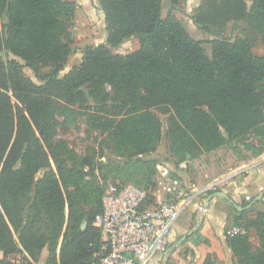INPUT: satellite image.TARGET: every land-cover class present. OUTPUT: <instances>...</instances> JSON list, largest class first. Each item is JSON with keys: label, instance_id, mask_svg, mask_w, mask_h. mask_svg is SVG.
<instances>
[{"label": "trees", "instance_id": "obj_1", "mask_svg": "<svg viewBox=\"0 0 264 264\" xmlns=\"http://www.w3.org/2000/svg\"><path fill=\"white\" fill-rule=\"evenodd\" d=\"M97 1L107 41L87 47L81 67L61 79L74 53L70 28L76 2L0 0V51H5L0 55V264H8L10 255L38 260L44 250L45 264H90L101 246L94 221L104 210L106 189L96 175L103 169L89 173L91 163L56 137L57 116L72 107L88 109L89 124L108 132L120 153L131 155L126 165L110 170L125 181L110 184L150 186V166L133 158L159 148L160 115L168 117L172 150L187 163L188 154L193 158L226 145L239 157L242 150L254 157L264 153V55L254 53L249 33L264 45V0H202L192 19L218 37L210 55L175 17L181 0H167L166 18L163 0ZM230 24L243 39L222 36ZM134 38L139 50L113 52ZM25 67L40 85L25 75ZM44 68L52 72L44 74ZM256 198L242 207L252 205L249 209L235 210L237 224L243 221L240 226L249 231L228 239L237 264H264V212L246 217L264 200ZM253 230L260 241L256 248ZM204 264H214L213 257Z\"/></svg>", "mask_w": 264, "mask_h": 264}, {"label": "rangeland", "instance_id": "obj_2", "mask_svg": "<svg viewBox=\"0 0 264 264\" xmlns=\"http://www.w3.org/2000/svg\"><path fill=\"white\" fill-rule=\"evenodd\" d=\"M75 1L77 4V11L74 19L71 23L70 32L73 37L72 49L74 53L69 57L67 64L64 66L63 71L60 73V78L63 79L67 76L74 67H81L84 60V50L87 47L99 46L105 44L107 41L106 26L104 22V15L98 10L97 0H70ZM181 9L174 10L175 17L181 22L183 27L187 30L189 35L203 43V47L208 55L211 54V41L217 39L215 34L206 33L198 29L193 21V16L197 14L198 9L202 4V0H181ZM171 8V4L167 0L162 1V16L167 17L168 12ZM245 26V24H243ZM254 42V52L258 55H264V45L261 43L260 38L255 32H249ZM0 34L4 37V20L0 17ZM223 37L235 39H243L244 35L241 33L239 28L233 29V24H230L224 31L221 32ZM140 49V43L138 39H132L122 44L118 49L113 50L115 54L129 55ZM0 55H5V51H0ZM10 58L14 59L13 55ZM16 59V58H15ZM22 64L23 61L18 59ZM44 74L52 72L51 68H44L42 70ZM25 75L31 79L35 84L40 85L41 82L35 76L33 70L28 67L24 68ZM15 109L16 101L14 100ZM88 105H92L90 101ZM86 108H80L79 106L72 107L71 112L61 114L57 116L59 126L57 128V140L65 141L69 144L77 155L91 163V168H86L90 173L91 169L102 170L103 172H96L99 177L97 180L104 189L110 183L117 181L124 182L123 178H116L115 174H111L110 170L114 166L126 165L131 155H124L115 149L111 135L108 132L98 130L92 127L88 122ZM160 115V114H159ZM162 121V139L159 148L156 152L148 155L137 156L133 158V161L141 159L147 162V166H150L149 173H153L151 180L155 183V187H147L146 184L141 185L145 190H151L154 195L152 201L160 199L166 200L164 193L165 181L160 176L161 168H168L172 171L179 173V165L184 163L187 159H183V156L176 155L172 150V139L169 135L168 130V117L160 115ZM240 147H243L242 145ZM243 153V151H242ZM194 155V154H193ZM232 156V157H231ZM240 158L234 150L228 145L221 149L213 152H198L192 158L189 154L187 155L189 160L186 170H184V182L185 187L193 188L204 184L205 182L214 179L222 174L235 171V168L227 169L224 172L216 176H211L213 171L208 169V163L210 161H217L218 159H224L222 166L231 165L234 163L233 160ZM109 167L106 169L104 167ZM221 166V167H222ZM179 170V171H178ZM44 172L38 175V178L43 176ZM107 177V180H103L102 177ZM92 175L88 176V180H91ZM135 181V180H134ZM183 182V181H182ZM252 201V200H251ZM250 201V202H251ZM249 203V202H247ZM264 212V200L259 202L253 207L250 215L247 218L253 217L257 212ZM206 212L201 208H192L188 210L181 219L177 222L174 227L176 239L170 256L165 264H203L204 259V214ZM238 217L237 213H234L231 223L226 227L224 238L226 241V247L229 249L227 232L232 227H238L244 225L236 222ZM200 224V227L198 225ZM188 233H192L186 240L183 241ZM16 240L17 237L15 236ZM251 243L256 248L260 245V241L256 231H252ZM18 241V240H17ZM227 252V250H226ZM25 257L28 258L26 260ZM213 257L214 264H237V259L233 255L232 257L226 258V262H218L217 258ZM48 257V252L44 250L38 260L32 259L28 254L25 255H10L6 258L8 264H45ZM0 259H4L2 253H0ZM153 264V263H152Z\"/></svg>", "mask_w": 264, "mask_h": 264}, {"label": "built area", "instance_id": "obj_3", "mask_svg": "<svg viewBox=\"0 0 264 264\" xmlns=\"http://www.w3.org/2000/svg\"><path fill=\"white\" fill-rule=\"evenodd\" d=\"M187 164H180L179 170H186ZM243 172L231 171L187 189L174 171L161 168L164 201H152L150 191L132 183L109 184L103 196V213L94 221L101 231V246L90 264H151L157 257L168 260L171 237L181 216L196 204L206 211L208 197L224 191ZM246 200L250 202L252 198L247 196ZM248 234L244 226L232 227L227 232L229 239Z\"/></svg>", "mask_w": 264, "mask_h": 264}, {"label": "crops", "instance_id": "obj_4", "mask_svg": "<svg viewBox=\"0 0 264 264\" xmlns=\"http://www.w3.org/2000/svg\"><path fill=\"white\" fill-rule=\"evenodd\" d=\"M242 151L243 153L240 158L234 156L236 159L233 160V164L232 162L230 163L231 165L222 166V164L225 163L224 159H218L216 162L210 161L208 163V169L213 171V174L211 176H216L229 168H235L236 171L244 172L242 175H239L234 178L231 184L224 189L223 192L228 195V199L217 197L211 200L210 203L207 205V209L205 211L206 213L204 214L203 225V264L205 263L208 255H213L217 258L218 262L220 263L226 262V258L233 256L232 250L226 247V241L224 238L226 227L231 223L232 218H234L235 210H237L236 206L243 207V205L248 202L246 200L247 196H250L253 199L260 195L261 192L264 190V153L254 157L252 156L251 152L246 150ZM174 172L181 178V180L185 184L184 170L179 171V173L177 171ZM186 188L189 189V187ZM194 207L195 209L199 208L198 204L194 205L192 208ZM175 239L176 234L174 230L173 235L171 237L172 246L174 245ZM152 263L165 264L166 262L164 263V261H161L160 258L157 257Z\"/></svg>", "mask_w": 264, "mask_h": 264}, {"label": "water", "instance_id": "obj_5", "mask_svg": "<svg viewBox=\"0 0 264 264\" xmlns=\"http://www.w3.org/2000/svg\"><path fill=\"white\" fill-rule=\"evenodd\" d=\"M217 197H222V198H226L228 199V195L221 191V192H217V193H214L212 194L211 196L208 197L207 201H206V208H207V205L210 203L211 200L217 198ZM262 199H264V190L261 192L260 195L257 196L256 198V202H259L261 201ZM252 205L246 207V208H242L240 206H236L237 210L238 211H243V210H246V209H249ZM198 227H200V224L198 225ZM192 233H188L185 237H183V241L186 240Z\"/></svg>", "mask_w": 264, "mask_h": 264}]
</instances>
